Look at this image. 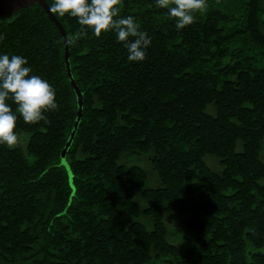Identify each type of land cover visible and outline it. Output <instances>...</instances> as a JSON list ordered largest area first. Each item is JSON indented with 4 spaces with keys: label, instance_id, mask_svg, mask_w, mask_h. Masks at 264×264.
<instances>
[{
    "label": "trees",
    "instance_id": "obj_1",
    "mask_svg": "<svg viewBox=\"0 0 264 264\" xmlns=\"http://www.w3.org/2000/svg\"><path fill=\"white\" fill-rule=\"evenodd\" d=\"M206 2L178 31L156 0H122L151 37L142 62L114 32L68 47V168L62 35L37 2L0 15V55L26 57L59 105L26 124L7 101L0 264H264V0Z\"/></svg>",
    "mask_w": 264,
    "mask_h": 264
},
{
    "label": "clouds",
    "instance_id": "obj_2",
    "mask_svg": "<svg viewBox=\"0 0 264 264\" xmlns=\"http://www.w3.org/2000/svg\"><path fill=\"white\" fill-rule=\"evenodd\" d=\"M122 0H53L48 11L56 16L68 14L75 18L79 28L66 37L68 47L88 37L89 33L100 38L102 33L114 32L116 40L122 43L131 62H142L147 58L151 37L141 29L133 15L121 16ZM157 8L166 9L169 19L174 20L176 29L182 30L193 24L197 12L208 10L206 0H156ZM5 37L0 34V40ZM27 58L19 55H0V144L10 149L20 146L18 134L14 131L18 119L16 112L26 124L39 121L49 123L45 113L57 111L55 89L38 75H31ZM16 106L13 112L7 101Z\"/></svg>",
    "mask_w": 264,
    "mask_h": 264
},
{
    "label": "water",
    "instance_id": "obj_3",
    "mask_svg": "<svg viewBox=\"0 0 264 264\" xmlns=\"http://www.w3.org/2000/svg\"><path fill=\"white\" fill-rule=\"evenodd\" d=\"M35 2L39 3L43 7V9L45 10L48 17L55 23V25L58 27V29L62 35L63 46H64L65 69H66V73H67V77L69 79L70 85L75 92L76 100H77L76 118H75L74 123H73V128H72L70 135H69V138L66 141L65 146L63 147L61 154H60L62 163L65 165L66 168H68L65 161H64V154H65L67 146L69 145V143L72 139L75 128H76L77 123H78L80 116H81L82 94L80 92V89L76 85V82L74 81V79L71 75V72H70L69 61H68L69 51H68V46L65 42L66 41V33H65L61 23L57 20V18L48 11V4L46 3L45 0H0V15L11 14V13L17 11L18 9L32 5ZM68 174H69V178H70L71 177L70 171H68Z\"/></svg>",
    "mask_w": 264,
    "mask_h": 264
},
{
    "label": "rangeland",
    "instance_id": "obj_4",
    "mask_svg": "<svg viewBox=\"0 0 264 264\" xmlns=\"http://www.w3.org/2000/svg\"><path fill=\"white\" fill-rule=\"evenodd\" d=\"M168 222H169V219H168ZM263 251H264V249H263Z\"/></svg>",
    "mask_w": 264,
    "mask_h": 264
}]
</instances>
